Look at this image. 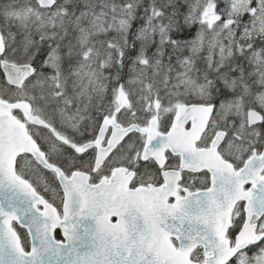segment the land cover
Here are the masks:
<instances>
[{"label":"snow or ice","instance_id":"6c2138e0","mask_svg":"<svg viewBox=\"0 0 264 264\" xmlns=\"http://www.w3.org/2000/svg\"><path fill=\"white\" fill-rule=\"evenodd\" d=\"M0 264H264V0H0Z\"/></svg>","mask_w":264,"mask_h":264},{"label":"trees","instance_id":"16d2710c","mask_svg":"<svg viewBox=\"0 0 264 264\" xmlns=\"http://www.w3.org/2000/svg\"><path fill=\"white\" fill-rule=\"evenodd\" d=\"M46 198H50V197L46 195ZM56 234H57V238H60V239H61V234H60V232H57Z\"/></svg>","mask_w":264,"mask_h":264},{"label":"flooded vegetation","instance_id":"af4514ba","mask_svg":"<svg viewBox=\"0 0 264 264\" xmlns=\"http://www.w3.org/2000/svg\"><path fill=\"white\" fill-rule=\"evenodd\" d=\"M22 234L24 233V231H25V229H23V228H20V229H18ZM56 238H57V234H56ZM57 239H60V238H57Z\"/></svg>","mask_w":264,"mask_h":264},{"label":"water","instance_id":"95a60500","mask_svg":"<svg viewBox=\"0 0 264 264\" xmlns=\"http://www.w3.org/2000/svg\"><path fill=\"white\" fill-rule=\"evenodd\" d=\"M57 231H59V232L61 233V229L57 228V229H55V231H54V233H53L54 236H55V233H56ZM61 236H62V235H61ZM62 239H63V237H62Z\"/></svg>","mask_w":264,"mask_h":264}]
</instances>
